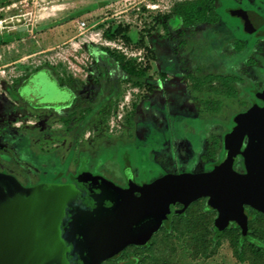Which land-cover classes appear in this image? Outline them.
Here are the masks:
<instances>
[{
	"label": "rangeland",
	"instance_id": "374dc122",
	"mask_svg": "<svg viewBox=\"0 0 264 264\" xmlns=\"http://www.w3.org/2000/svg\"><path fill=\"white\" fill-rule=\"evenodd\" d=\"M184 1L192 0H0V172L23 186L81 170L125 186L126 163L135 180L152 181L223 158L235 121L264 87V37L228 11L264 13V0H212L219 20L188 27L172 13ZM206 75L220 76L228 93L205 92ZM40 86L68 91L41 97ZM204 203L125 254L140 264H264L248 245L234 250L233 233L215 245L216 210L204 213ZM249 229L264 238V215Z\"/></svg>",
	"mask_w": 264,
	"mask_h": 264
},
{
	"label": "water",
	"instance_id": "95a60500",
	"mask_svg": "<svg viewBox=\"0 0 264 264\" xmlns=\"http://www.w3.org/2000/svg\"><path fill=\"white\" fill-rule=\"evenodd\" d=\"M253 98L261 104L239 117L223 158L209 170L135 181L126 163L124 178L136 192L88 171L31 186L0 172V264H102L129 245H146L178 212L175 204L203 197L218 209L220 227L229 220L244 227L245 206L264 214V90ZM237 157L242 171L233 167Z\"/></svg>",
	"mask_w": 264,
	"mask_h": 264
},
{
	"label": "trees",
	"instance_id": "16d2710c",
	"mask_svg": "<svg viewBox=\"0 0 264 264\" xmlns=\"http://www.w3.org/2000/svg\"><path fill=\"white\" fill-rule=\"evenodd\" d=\"M172 13L176 14V16L179 18L180 23L184 27H188L190 25L199 24V23H208V24H214L219 20V16L215 10L214 4L212 0H192V1H184L175 4L172 7ZM220 76L218 75H206L202 77V82H204V85L202 86V89L205 92H214L217 91L218 93H228L226 84L220 83L222 79H219ZM221 78L227 80V78H224L221 76ZM224 81V80H222ZM196 87V86H195ZM194 88V87H193ZM56 115L60 113L59 109H53L52 110ZM228 145V143L226 144ZM226 147L223 148V153L225 152ZM223 157V156H222ZM205 159V157H204ZM222 158H219L218 161H220ZM82 171V170H81ZM127 189L136 191L134 189V186L132 184H127L125 186ZM201 200V198L196 199L194 201ZM192 201V202H194ZM191 202V203H192ZM190 204V203H189ZM188 204V205H189ZM188 205L181 210H178L177 213L173 214L166 223H163L165 226L161 227L160 230L167 229L171 225H173V220L175 218H183L186 217L187 214H189ZM216 210V215L213 218V221L211 223L212 232H213V242L215 245H217L220 241L221 236H223L225 233H233L234 237L232 239L233 248L234 250H237L238 252H242L245 245H248L251 249V251L257 255L264 257V238L258 237L254 230L249 229V222L254 220L255 215H264L263 213L256 211L248 206H245L246 210V223L245 226L242 227L238 224H235L233 220H229L227 225L224 227H220L215 225V219L217 217L218 209L216 207L208 206V204L204 203L202 205V211L205 212H211L212 209ZM200 213H202L200 211ZM212 217V216H211ZM158 229V228H157ZM154 230L145 246H148L150 244V239L153 237V235L158 231ZM135 246V245H133ZM136 247H140L139 245H136ZM144 247V246H143ZM125 249H123L120 254H123ZM134 257L137 258V261L134 264H140L141 260L136 253H132ZM119 256V255H118ZM117 256V257H118ZM117 257L111 258L107 261H105V264H110L115 261Z\"/></svg>",
	"mask_w": 264,
	"mask_h": 264
},
{
	"label": "flooded vegetation",
	"instance_id": "af4514ba",
	"mask_svg": "<svg viewBox=\"0 0 264 264\" xmlns=\"http://www.w3.org/2000/svg\"><path fill=\"white\" fill-rule=\"evenodd\" d=\"M39 3H37V5H38ZM259 6H261L263 9H264V3L262 2V4H259ZM258 6V7H259ZM228 13L232 16V17H234L235 19H237L238 20V22H239V24H240V26H241V28H242V30L245 32V33H249V34H253V35H255L256 37L257 36H259V37H264V13H260V12H257L255 9H253V8H245V7H242L241 5H235L232 9H230L229 11H228ZM18 31H20V29H15V28H13V29H11V30H9L8 31V33H13V34H15V33H17ZM28 80H29V78L26 80V81H24V83H22L21 85H20V87L21 86H24V85H27L28 84ZM37 84V83H36ZM35 84V85H36ZM19 87V88H20ZM30 87H32V86H30ZM39 88V92H40V95H41V97L42 96H50V97H54V96H56V95H58V92L60 91V90H62L61 88L59 89V88H55V87H52V90L51 91H49V92H47V91H45L44 90V88L42 87V86H40V87H38ZM28 89H30V88H28ZM45 89H47V86H45ZM262 90H264V87H262V88H260L259 90H257V91H262ZM47 96V97H48ZM33 98V95L31 94H29L28 95V100H30V99H32ZM261 104V102L257 99V98H253V96H252V103H251V107L249 108V109H247L246 111H244V113L245 112H247V111H249L253 106H255V105H260ZM241 125V123H240V121H239V119H238V122H236L235 121V124H234V126L236 127V130H237V128L239 127ZM235 130V131H236ZM234 134V133H233ZM245 143H246V140H244L243 141V145H245ZM241 158L240 157H237V159H236V161L234 162V165H233V167L237 170V171H242V165H241V163L240 164H238L237 163V161L238 160H240ZM217 162V161H216ZM214 163V162H213ZM210 167H211V165H210ZM210 169V168H209ZM208 169V170H209ZM70 180V177L65 181V182H68ZM135 180V179H134ZM49 181H54V182H57V183H65V182H61V181H57L54 177H51V178H49L47 181H42V182H49ZM135 181H139V180H135ZM150 180H147V182H149ZM124 182H125V186L127 185V184H131V183H127L126 182V180L124 179ZM117 185H119V184H117ZM119 186H121V185H119ZM125 186H121V187H123V188H125V189H127ZM133 186V185H132ZM134 189H135V187H134ZM129 190V189H128ZM136 190V189H135ZM134 192H136V191H134ZM201 199H204L205 200V203L206 204H208V199L206 198V197H203V198H201ZM186 206H184L182 203H177V204H175V208H176V210H181V209H184ZM165 225L164 224H161L159 227H158V229L157 230H159L161 227H164ZM133 245H135V244H133ZM133 245H129V246H127V247H125L124 249H125V251H126V249L127 248H129V247H131V246H133ZM136 246V245H135ZM143 246H145V245H143ZM143 246H140V247H143ZM125 251H124V253L123 254H118L117 256H115V257H117L116 259H115V261L114 262H112L113 264H118V263H120V262H124V261H126V260H128V258L129 257H131V256H134L132 253H127V254H125ZM109 260V259H108ZM105 261H107V260H105ZM105 261L102 263V264H105ZM111 264V263H110Z\"/></svg>",
	"mask_w": 264,
	"mask_h": 264
},
{
	"label": "built area",
	"instance_id": "2783aa9c",
	"mask_svg": "<svg viewBox=\"0 0 264 264\" xmlns=\"http://www.w3.org/2000/svg\"><path fill=\"white\" fill-rule=\"evenodd\" d=\"M23 2H26V0H22ZM14 4L15 3H10L9 5H13L14 6ZM24 4H26V3H24ZM9 5H7V6H9ZM150 6V5H149ZM155 7V5H151L150 6V8H154ZM3 12V10H2V7H0V16L3 14L2 13ZM30 12L28 11V12H26V13H23V14H13L12 16H11V20H14V21H19L20 20V17H22V16H24V14H29ZM2 17V16H1ZM6 20L5 19H0V23H2V22H5ZM77 27L79 28V29H84L85 28V22L84 21H78L77 22ZM11 28H15V27H11Z\"/></svg>",
	"mask_w": 264,
	"mask_h": 264
},
{
	"label": "crops",
	"instance_id": "0c3cea01",
	"mask_svg": "<svg viewBox=\"0 0 264 264\" xmlns=\"http://www.w3.org/2000/svg\"><path fill=\"white\" fill-rule=\"evenodd\" d=\"M26 44V43H25ZM41 70H46V69H40V70H38V71H35V72H33V73H31L30 75H28L27 77H26V79L24 80V81H26L31 75H35V73H37V72H40ZM24 81H23V83H24ZM57 88H61L62 90H66V91H68L65 87H63V86H59V87H57ZM23 102V101H22ZM24 103V102H23Z\"/></svg>",
	"mask_w": 264,
	"mask_h": 264
}]
</instances>
